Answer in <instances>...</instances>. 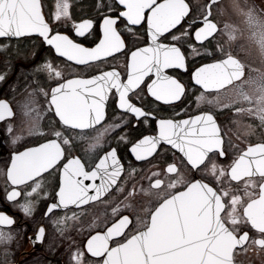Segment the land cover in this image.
Here are the masks:
<instances>
[{
	"label": "snow or ice",
	"instance_id": "1",
	"mask_svg": "<svg viewBox=\"0 0 264 264\" xmlns=\"http://www.w3.org/2000/svg\"><path fill=\"white\" fill-rule=\"evenodd\" d=\"M87 8L0 0V264H15L22 241L51 255L67 242L65 264L264 257V70L233 48L246 29L264 57V0H231L245 29L225 19L222 0H93ZM21 41L32 42V57L36 41L48 46L74 66L71 78L45 58L28 73L45 74L44 84L34 79L16 101L19 78H9ZM227 113L235 137L219 119ZM85 217L88 236L77 242L69 223Z\"/></svg>",
	"mask_w": 264,
	"mask_h": 264
},
{
	"label": "flooded vegetation",
	"instance_id": "2",
	"mask_svg": "<svg viewBox=\"0 0 264 264\" xmlns=\"http://www.w3.org/2000/svg\"><path fill=\"white\" fill-rule=\"evenodd\" d=\"M93 2V0H89V4H91ZM200 2H203V0H200ZM254 2L257 5H260L262 3V0H254ZM230 4H231V0H222V6L226 9L225 12V19H230L232 21H234L236 24H238V26L241 29H245V25L242 21L241 18L235 16L234 14H232L231 9H230ZM83 5V4H82ZM74 8H77V3L73 4ZM78 7L79 10H81V7L79 6L78 3ZM86 11H88V8H84L81 10V14H85L87 13ZM248 37V33L247 30L245 29L244 31V36L237 42V44L233 45L234 49H237L238 47H242V58L247 59L249 61H251L255 66L261 68L262 70H264V57L261 56L259 50L256 48V46L247 39ZM33 47L32 42L31 41H21V49H22V56L18 57V58H14L13 62H12V68H11V73H10V78H9V83H13L16 82L17 79L19 78V84H18V92L16 95V101L19 102H23L25 100V94H24V88L26 87V85L28 84H32V81L34 79H38L40 80L41 84H44V81L46 79L45 74H39L37 76H32L29 75L28 73L31 72V70L38 64H41L44 62L45 58L50 59L52 61V63L54 64V66H59L64 74L66 76H68L69 78H71V69L74 67L73 65L70 64H65L64 63V59L63 58H57L55 56V54L53 52H51L48 49V46L44 45L41 46L39 44V41H36L35 44V51H36V55L35 57H32L29 54L30 49ZM4 58L3 53H0V61H2ZM3 65L0 64V71H3ZM192 71V68H189V73ZM22 72L24 73V75H22ZM189 73H185L182 71H173V70H169V74L171 75H175L178 76L179 78H181L184 82L186 83H191V77L189 75ZM32 87H35V84H32ZM7 86L6 85H0V93H3L6 90ZM29 91H31V89H29ZM11 95V94H9ZM36 101L38 106L42 109L44 104H45V100L43 98V96L37 95L36 96ZM15 104V102H14ZM202 108H209L211 106L209 105H202ZM195 111H198L197 109H195V105H193V108L189 109V114H193ZM17 115H18V119L16 121L17 125L20 124L21 120L24 119V117L21 115L20 109L17 108ZM232 114L231 113H227L223 116H220L219 119L221 121V123L229 128H232L233 130L231 132H229V135H232L233 137H235V132L236 129L232 126V124L230 123V116ZM43 124H47V119H44L42 121ZM246 123V122H244ZM3 126L0 125V128H2ZM0 140H3V134L0 133ZM29 146H35V145H29ZM16 148H18L20 151H23L24 148L21 147V145H16ZM0 155L2 156H7V152L5 151V147L0 144ZM130 160H133L134 163H137L134 161V158L131 155H128L127 157ZM143 167L147 168L149 167L148 165H142ZM4 167V163L2 160H0V169H2ZM2 180L3 178L0 177V185H2ZM86 183H88V181H86ZM2 190H0V195H2ZM99 209H90L89 210V214L90 216L93 214H98L99 213ZM70 215V214H69ZM88 220L89 217H85L83 225L79 224V223H69V228H70V234L76 238L77 242H80L81 240L86 241V238L88 236V232L85 230L83 232H80V228H87V224H88ZM22 246L20 248H16L13 245L12 251L14 253V255L12 257H10V260L15 262V264H19L20 261H24L27 260L29 262L33 261L35 258L40 257L43 261H51V264H65V257L61 256V252H63V250L67 247V242H65L64 244L61 245L60 251L57 252L56 255H51L48 252H46L44 250L43 246H37L36 248H33L30 244H27L25 242H21ZM241 259V258H240ZM252 259V258H251ZM244 260V259H242ZM249 260V258H248ZM245 261V264H249L248 262L250 261ZM254 264V263H251Z\"/></svg>",
	"mask_w": 264,
	"mask_h": 264
},
{
	"label": "rangeland",
	"instance_id": "3",
	"mask_svg": "<svg viewBox=\"0 0 264 264\" xmlns=\"http://www.w3.org/2000/svg\"><path fill=\"white\" fill-rule=\"evenodd\" d=\"M79 6L81 7V10L84 8H87V5L89 3V0H78ZM83 4V5H82ZM87 12V11H86ZM241 259L246 260L247 262L250 260L251 263L254 264H262V260H264V257L257 256L255 254L249 253L248 257H244L243 255L240 257ZM249 258V260H248ZM252 258V259H251ZM249 263V262H248Z\"/></svg>",
	"mask_w": 264,
	"mask_h": 264
}]
</instances>
